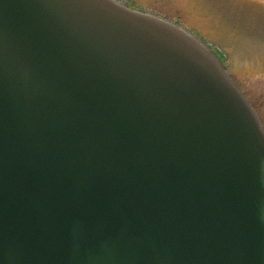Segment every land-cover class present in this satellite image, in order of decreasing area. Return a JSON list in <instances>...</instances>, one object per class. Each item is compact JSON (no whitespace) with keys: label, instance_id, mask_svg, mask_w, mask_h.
<instances>
[{"label":"water","instance_id":"obj_1","mask_svg":"<svg viewBox=\"0 0 264 264\" xmlns=\"http://www.w3.org/2000/svg\"><path fill=\"white\" fill-rule=\"evenodd\" d=\"M0 264H264V124L205 40L0 0Z\"/></svg>","mask_w":264,"mask_h":264},{"label":"rangeland","instance_id":"obj_2","mask_svg":"<svg viewBox=\"0 0 264 264\" xmlns=\"http://www.w3.org/2000/svg\"><path fill=\"white\" fill-rule=\"evenodd\" d=\"M203 37L221 55L264 123V0H126Z\"/></svg>","mask_w":264,"mask_h":264}]
</instances>
